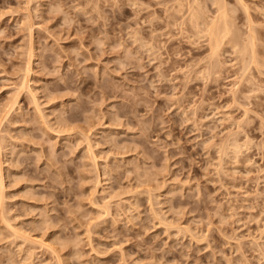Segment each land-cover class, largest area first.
I'll list each match as a JSON object with an SVG mask.
<instances>
[{
	"label": "rangeland",
	"instance_id": "obj_1",
	"mask_svg": "<svg viewBox=\"0 0 264 264\" xmlns=\"http://www.w3.org/2000/svg\"><path fill=\"white\" fill-rule=\"evenodd\" d=\"M190 1L0 0V264H264V0Z\"/></svg>",
	"mask_w": 264,
	"mask_h": 264
},
{
	"label": "bare ground",
	"instance_id": "obj_2",
	"mask_svg": "<svg viewBox=\"0 0 264 264\" xmlns=\"http://www.w3.org/2000/svg\"><path fill=\"white\" fill-rule=\"evenodd\" d=\"M178 1L179 3L181 2L180 5L181 4L183 5L184 3L183 0H178ZM239 2L244 6V9L247 15V26L249 28L248 34L246 35L244 39L240 38L239 33H237V31H235L233 27L234 22L232 19V15L230 14V10L227 7L226 0H215L214 4L216 5V7L214 9L213 17H210V18H208V15L206 16L205 14L206 11L204 10L205 8L202 6L200 0H193L192 2L190 1L189 8L192 9L190 21L193 20L194 21L193 23H197L198 26L204 25L203 26L204 30H206L207 35L209 36L208 38L210 42V49L212 51L213 56L218 54L222 46L226 44H231L233 47H236L241 52L244 59H247L248 57L246 56V54H249V58L251 62L256 63V64H261L262 62L258 59L256 55V52H257L256 51V30L254 29L252 22H251L252 20H251V16L249 13V9L244 0H239ZM240 39H242L243 42ZM215 67L217 66L215 65L214 68ZM18 99H19V96H18ZM238 146L240 145H238V143H235L233 147L237 148ZM1 169L2 168L0 167V182L2 183L1 185H4L3 183L4 176L1 173L2 172ZM1 185H0V188L4 187ZM0 193H1L0 194L1 198L3 199L5 196L3 194V191L2 192L0 191ZM1 198H0V201L3 202L4 199L1 200Z\"/></svg>",
	"mask_w": 264,
	"mask_h": 264
}]
</instances>
